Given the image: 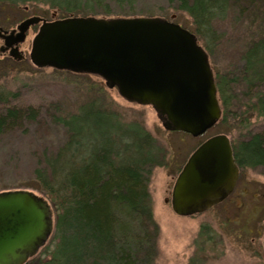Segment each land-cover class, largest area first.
<instances>
[{
	"label": "trees",
	"instance_id": "obj_1",
	"mask_svg": "<svg viewBox=\"0 0 264 264\" xmlns=\"http://www.w3.org/2000/svg\"><path fill=\"white\" fill-rule=\"evenodd\" d=\"M151 1L159 4L146 6ZM0 4L45 6L58 19L165 18L171 11L179 12L191 21L188 30L209 57L222 42L217 27L242 22L246 35L242 63L235 74L215 73L223 110L215 128L229 137L249 131L235 146L237 163L242 169L264 166V133L250 130L254 119L264 120V0H0ZM16 97L0 90V139L16 129L26 134L34 127L50 129L60 139L57 147L34 153L36 163L27 179L17 172L14 179L0 174V192H36L49 201L54 213L50 241L27 264H156L160 228L150 184L155 169L169 165L168 146L140 123L125 122L115 110L83 105L75 112L59 106L54 111L11 108Z\"/></svg>",
	"mask_w": 264,
	"mask_h": 264
},
{
	"label": "water",
	"instance_id": "obj_2",
	"mask_svg": "<svg viewBox=\"0 0 264 264\" xmlns=\"http://www.w3.org/2000/svg\"><path fill=\"white\" fill-rule=\"evenodd\" d=\"M40 22L29 54L34 67L99 77L125 101L152 107L167 132L199 138L219 122L222 109L209 56L181 25L161 17L45 21L34 16L10 34L0 27L11 57L25 59L18 45ZM238 177L229 138L208 139L177 177L172 211L180 217L205 213L231 195ZM54 227L44 196L0 192V264H27L48 244Z\"/></svg>",
	"mask_w": 264,
	"mask_h": 264
},
{
	"label": "rangeland",
	"instance_id": "obj_3",
	"mask_svg": "<svg viewBox=\"0 0 264 264\" xmlns=\"http://www.w3.org/2000/svg\"><path fill=\"white\" fill-rule=\"evenodd\" d=\"M153 4L159 3L151 1L146 6ZM171 12L165 19L181 22L191 30V21L185 14ZM32 16L58 19L56 13L45 6L0 4V25L4 28H15ZM222 25L217 27L223 34L222 42L210 56L211 66L217 74H235L236 67L242 63L246 44L244 25L232 21ZM33 38L34 34L30 32L25 45L26 61L0 60V90L17 96L15 102L10 103L11 108L54 111L59 106L65 112H75L83 105L91 106L87 109L92 110H115L125 122L140 123L170 149L168 167L155 169L150 184L154 218L160 228L156 264L264 263V166L243 172L244 194L233 195L198 216H177L172 211L170 198L179 169L202 142L221 130L212 128L200 138L181 132L168 133L151 107L125 101L117 90L107 89L96 77L79 78L52 69H36L28 58ZM259 122L254 119L250 130L257 128L264 133V120ZM34 128L26 134L16 129L0 139V174L6 173V177L14 179L17 172L22 179H27L36 163L34 153L60 144L59 137L52 135L50 129ZM245 132L249 131L229 135L238 144L247 134Z\"/></svg>",
	"mask_w": 264,
	"mask_h": 264
},
{
	"label": "flooded vegetation",
	"instance_id": "obj_4",
	"mask_svg": "<svg viewBox=\"0 0 264 264\" xmlns=\"http://www.w3.org/2000/svg\"><path fill=\"white\" fill-rule=\"evenodd\" d=\"M41 18L44 19V20H46V21H50L47 18H44V17H41ZM41 24L42 23H39L38 25H35V26L31 27L29 29V31H27V33H26L25 41L23 43H21V44L18 45L19 51H21L23 53V56H25V59L24 60L17 61L14 57H11L10 56V54H11V48H9V47L6 46V40L0 38V60H6V61H9V62H13V63L14 62L20 63V62L26 61L27 54H26V50H25V45H26L27 37H28V35H29L30 32H33V34L35 35L37 33V31H38V29H39V27H40ZM0 27L3 29V31L8 32V34H10L11 31H13L14 29H16L17 26L15 28H10V29L4 28L1 25H0ZM13 39H15V36H13ZM230 143H231V147H232V151H233V157H234V160H235V164H236L237 168L239 169V177H238L236 186H235V188H234L231 196H233V195H241V194H244V189H243L244 188V184H243V182H241L243 180L242 174L247 169L240 168V166L237 163L236 155H235V146L237 145L236 142L233 141V140H230ZM239 143H241V142L238 141V144Z\"/></svg>",
	"mask_w": 264,
	"mask_h": 264
}]
</instances>
